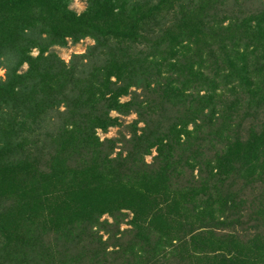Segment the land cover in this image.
<instances>
[{
	"label": "trees",
	"instance_id": "obj_1",
	"mask_svg": "<svg viewBox=\"0 0 264 264\" xmlns=\"http://www.w3.org/2000/svg\"><path fill=\"white\" fill-rule=\"evenodd\" d=\"M69 5L0 0V264H264V0Z\"/></svg>",
	"mask_w": 264,
	"mask_h": 264
},
{
	"label": "rangeland",
	"instance_id": "obj_2",
	"mask_svg": "<svg viewBox=\"0 0 264 264\" xmlns=\"http://www.w3.org/2000/svg\"><path fill=\"white\" fill-rule=\"evenodd\" d=\"M245 4L242 5L241 9L244 7ZM70 8L73 9L76 13H82L87 6V0H70ZM94 41L90 37H85L83 39H80L79 41L72 43L70 40H68V43L66 46H53L51 50L55 52L61 59L68 61L74 54H80L83 53L87 47L91 44H93ZM33 53L35 54L36 51L34 50ZM26 69V65H23L21 68L22 71ZM5 77V69L0 67V80H3ZM126 98V97H125ZM124 98V99H125ZM124 124H129L132 122V120L136 119V115L134 113H130L127 116L122 117ZM138 126H142L141 123L138 124ZM190 127V126H189ZM128 128L126 126H119V127H110L106 132H103L101 130L97 131V134L101 139H104L105 137H116L119 134H125L129 135V132L127 130ZM155 148H153L149 154H146L144 156V160L146 163H151L154 160V157L156 155ZM196 173V172H194ZM107 217L104 215L102 218ZM129 225L122 223L121 228H128ZM103 238H106V235L103 236Z\"/></svg>",
	"mask_w": 264,
	"mask_h": 264
}]
</instances>
